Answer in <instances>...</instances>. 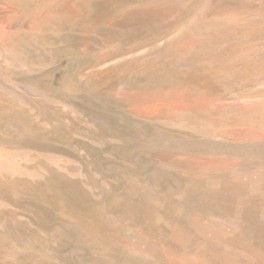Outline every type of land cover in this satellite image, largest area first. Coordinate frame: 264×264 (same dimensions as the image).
Listing matches in <instances>:
<instances>
[{"label":"rangeland","instance_id":"1","mask_svg":"<svg viewBox=\"0 0 264 264\" xmlns=\"http://www.w3.org/2000/svg\"><path fill=\"white\" fill-rule=\"evenodd\" d=\"M0 45V264H264V0H0Z\"/></svg>","mask_w":264,"mask_h":264},{"label":"bare ground","instance_id":"2","mask_svg":"<svg viewBox=\"0 0 264 264\" xmlns=\"http://www.w3.org/2000/svg\"><path fill=\"white\" fill-rule=\"evenodd\" d=\"M169 12V11H168ZM15 23L13 27H21ZM1 46V45H0ZM1 48V47H0ZM14 94V93H13ZM15 154L3 151L0 149V173L19 174L23 171L20 161L16 158Z\"/></svg>","mask_w":264,"mask_h":264},{"label":"water","instance_id":"3","mask_svg":"<svg viewBox=\"0 0 264 264\" xmlns=\"http://www.w3.org/2000/svg\"><path fill=\"white\" fill-rule=\"evenodd\" d=\"M15 28V27H14ZM22 88H24L29 94H31L34 97L37 98H46L52 102H58V99L55 96L49 95L46 92L37 89L35 87H32L29 84H22ZM63 109L69 111L70 113L74 114H79V109L75 104H72L71 102H65L64 105H60Z\"/></svg>","mask_w":264,"mask_h":264}]
</instances>
